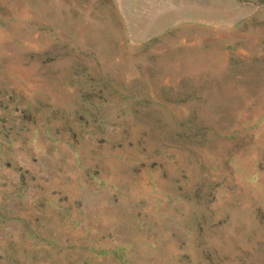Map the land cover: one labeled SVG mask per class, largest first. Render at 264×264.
Returning <instances> with one entry per match:
<instances>
[{
  "label": "rangeland",
  "instance_id": "374dc122",
  "mask_svg": "<svg viewBox=\"0 0 264 264\" xmlns=\"http://www.w3.org/2000/svg\"><path fill=\"white\" fill-rule=\"evenodd\" d=\"M0 264H264V0H0Z\"/></svg>",
  "mask_w": 264,
  "mask_h": 264
}]
</instances>
